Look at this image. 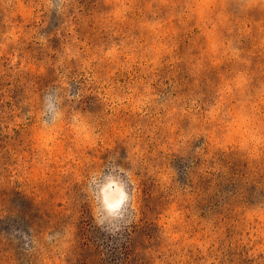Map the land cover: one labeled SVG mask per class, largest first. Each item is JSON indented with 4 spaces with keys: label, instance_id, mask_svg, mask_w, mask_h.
Wrapping results in <instances>:
<instances>
[{
    "label": "rangeland",
    "instance_id": "374dc122",
    "mask_svg": "<svg viewBox=\"0 0 264 264\" xmlns=\"http://www.w3.org/2000/svg\"><path fill=\"white\" fill-rule=\"evenodd\" d=\"M0 264H264V0H0Z\"/></svg>",
    "mask_w": 264,
    "mask_h": 264
}]
</instances>
